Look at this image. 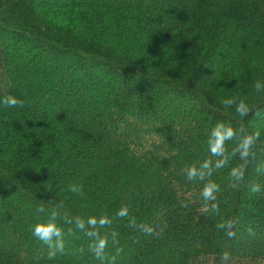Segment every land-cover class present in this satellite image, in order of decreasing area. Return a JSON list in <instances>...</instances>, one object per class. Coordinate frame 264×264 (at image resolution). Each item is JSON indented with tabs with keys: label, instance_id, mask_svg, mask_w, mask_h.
I'll return each mask as SVG.
<instances>
[{
	"label": "trees",
	"instance_id": "obj_1",
	"mask_svg": "<svg viewBox=\"0 0 264 264\" xmlns=\"http://www.w3.org/2000/svg\"><path fill=\"white\" fill-rule=\"evenodd\" d=\"M0 264H264V0H0Z\"/></svg>",
	"mask_w": 264,
	"mask_h": 264
},
{
	"label": "clouds",
	"instance_id": "obj_2",
	"mask_svg": "<svg viewBox=\"0 0 264 264\" xmlns=\"http://www.w3.org/2000/svg\"><path fill=\"white\" fill-rule=\"evenodd\" d=\"M257 90L261 88V84L257 83L256 84ZM19 102L16 98L10 97L6 100L3 101V104H5L8 107H15L18 105ZM237 111L243 112V105H241ZM233 135L232 131L230 128H225L224 126L220 125L217 126L216 129L213 130L212 136L214 137V146L211 147V151L213 154H216L218 151L222 150L221 145L223 141L230 139L231 136ZM250 141H246L248 143ZM207 166V165H205ZM255 190V189H254ZM205 197H210L211 196V190H205L204 192ZM32 234L35 236L37 239L41 240L42 242L48 244L49 246L51 245L53 238H56V246L58 249L62 248V245L60 244L59 238L61 236V233L59 229L57 228L54 218H51L48 221H45L43 223H37L33 229H32ZM103 248V244L101 243L98 245V249Z\"/></svg>",
	"mask_w": 264,
	"mask_h": 264
}]
</instances>
